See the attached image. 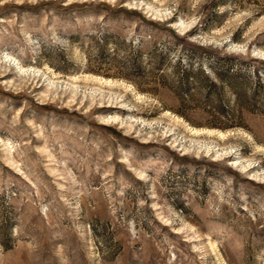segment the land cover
I'll return each mask as SVG.
<instances>
[{
  "label": "rangeland",
  "instance_id": "rangeland-1",
  "mask_svg": "<svg viewBox=\"0 0 264 264\" xmlns=\"http://www.w3.org/2000/svg\"><path fill=\"white\" fill-rule=\"evenodd\" d=\"M0 264H264V0H0Z\"/></svg>",
  "mask_w": 264,
  "mask_h": 264
},
{
  "label": "bare ground",
  "instance_id": "bare-ground-1",
  "mask_svg": "<svg viewBox=\"0 0 264 264\" xmlns=\"http://www.w3.org/2000/svg\"><path fill=\"white\" fill-rule=\"evenodd\" d=\"M103 81H105L106 83H110V80H104V79H103ZM197 132H199V130H197ZM210 132H211V131H210ZM220 135L223 136V133H220ZM206 149H207V151H210L212 148H210L209 146H207ZM215 152H216V154H218V155H219V153H220L219 150H216V149H215ZM236 164H240V165H241L242 162L239 161V160H237V161H236Z\"/></svg>",
  "mask_w": 264,
  "mask_h": 264
}]
</instances>
